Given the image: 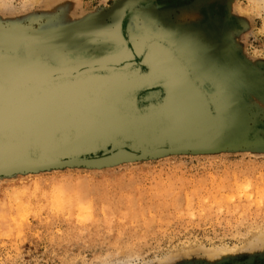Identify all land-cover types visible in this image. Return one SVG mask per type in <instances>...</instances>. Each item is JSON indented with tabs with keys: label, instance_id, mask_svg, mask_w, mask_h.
<instances>
[{
	"label": "rangeland",
	"instance_id": "obj_1",
	"mask_svg": "<svg viewBox=\"0 0 264 264\" xmlns=\"http://www.w3.org/2000/svg\"><path fill=\"white\" fill-rule=\"evenodd\" d=\"M152 40L206 95L213 129L147 153L129 139L77 159L0 160V264H264V0H0L13 86L140 62ZM163 97L136 90L142 107Z\"/></svg>",
	"mask_w": 264,
	"mask_h": 264
},
{
	"label": "water",
	"instance_id": "obj_2",
	"mask_svg": "<svg viewBox=\"0 0 264 264\" xmlns=\"http://www.w3.org/2000/svg\"><path fill=\"white\" fill-rule=\"evenodd\" d=\"M116 70L101 74L92 71L87 75H75L66 79L52 78L19 86L12 84L7 91L0 89V160L14 159L18 152L22 153L20 156H25V159H77L83 154L102 151L107 148L109 141H121L122 138L115 135L80 139L82 124L77 118L79 105L75 103L79 98L76 91L100 85L108 88L106 98H102L98 103L93 102L90 106V102H87L85 108L90 114L96 115V118L102 117L101 113L104 111L117 108L121 89L112 84L117 83L120 78L136 77L137 72ZM175 74L177 86L184 89L182 93L177 92L182 110L181 114L175 115L171 121L165 119L163 126L170 125L172 128L174 126L179 133H182L181 131L186 127L187 134L178 138V141L197 134H206L215 125L208 98L191 80V75L187 71H175ZM183 83L192 88V91L188 92L183 87ZM23 85L25 86L22 87ZM138 88L137 85L131 86L134 95L136 89L146 87ZM65 93L73 94L72 103H67L68 99L63 101ZM185 107L187 111L183 110ZM143 117H146L144 112L132 115L121 114L118 121L121 124L122 134H141L140 130L153 133V120L148 118L143 120ZM99 141L103 144L98 143Z\"/></svg>",
	"mask_w": 264,
	"mask_h": 264
},
{
	"label": "bare ground",
	"instance_id": "obj_3",
	"mask_svg": "<svg viewBox=\"0 0 264 264\" xmlns=\"http://www.w3.org/2000/svg\"><path fill=\"white\" fill-rule=\"evenodd\" d=\"M99 63L97 65L94 64L91 67H85V68L83 67V68L77 69V70L72 69L71 72L68 73V75H66L65 73H63L61 75L55 73L56 75L51 77L54 79H56V78L57 79H59V78L66 79L67 77L75 76V75H84V74L87 75L88 73H90L92 71H112V70H116V69H117L116 71H136L137 72L136 77H133V78H127L126 77L127 79L126 78L125 79L120 78V80H117V83L112 84V85L120 87V89H121V91H120L121 95L119 96L118 103L116 104L118 110L116 107H114L116 109L113 108L112 110L104 111L101 113L102 117L96 118V115L90 114V112H88V109L85 108L86 107L85 105L87 102H90L89 106L93 102H95V103L101 102L102 98H104L108 94L107 93L108 88L102 87L100 85H93L90 88L89 87L88 88H81L78 91H76V94H78V96H79V98L75 100V103L77 105H79V110L77 111V118H78L79 123L82 124L81 125V130H82L81 132L82 133L80 134V139H86L88 137L90 138V137H94V136L115 135L117 137L119 136L120 138H122V141H127L129 139H130V141H132V144L130 143L128 145V149L130 152L147 153L148 151H153L155 149V145L159 144L162 139H165V141H168V145L171 147V145L174 146L175 144L178 143L177 142L178 138H180L181 136H185L187 134L188 131H185L186 127H184V129L181 131L182 133H179V131H176L177 129L174 126H173V128L169 129L170 134L169 133L163 134L161 132L162 129L158 128V127L154 128L153 133L152 132L145 133L142 130H140V132L142 134L141 138L136 137L137 133L136 134L135 133H125V135H123L121 132L122 130L120 131L121 124H119L118 120H119V116L123 113H124V115H127V114L132 115L134 113H139V112L144 111L141 109H145L146 110V114H145L146 117H143V120L148 118L149 120L152 121L155 118V120L157 121L156 124H163L165 119L167 121H171L175 115L179 116L181 114L182 108L180 107V101L178 100L177 92L180 91V93H182L184 91V89L179 88L177 86L178 85L177 80H176L177 75L175 74V71H187V70L184 68L183 62L180 60L177 53L174 51V49H172L169 45H167V43L165 44L161 40L150 41L148 43L147 47L143 51V59L140 60V62H131L128 59H123L122 61L109 60L107 62L102 61ZM10 71H11V69L8 68L6 63L3 61H0V79H2V81H0V89H3L5 91L9 90L12 87V81L13 82L16 81L18 76H19V75L16 76V75L10 73ZM63 71H70V70H63ZM75 71H78V72H75ZM172 71H174V73H172ZM189 72H190V70H189ZM154 84L163 88L164 97H163L162 101L164 102V105H158L159 109H153L152 107H154V106H143V107L139 106V105L136 106V104L138 103V99L136 98V95H134L135 94L134 91H131L132 90L131 86L135 87V85H137V87H139V88H142V87L148 88L147 86L151 87V85H154ZM24 86L25 85H23L22 87H24ZM72 96H73V94H71V93H67V94L65 93V96L62 99L64 102H65V100L68 99L67 103H72V101H71ZM186 108L187 107L183 108V110L187 111ZM46 111L47 110H44V112H46ZM162 115H163V117H162ZM128 134H133V135H132V137H128ZM161 145H163V144H161ZM20 154H22V153H20V152L16 153L14 159L12 158L9 160H1V161L13 163V162L19 161L20 159L26 158L25 156H20ZM139 156H141V155H139ZM135 159H137V157ZM81 162H82V160H81ZM64 163H66V165H68V164L78 163V161H70V162H64ZM54 166L57 167L59 165H54ZM36 167L39 170L46 168V167H43V164H38V165H36ZM10 168H12V167H10ZM28 169H32V168H28ZM57 188H55V189H57ZM66 189L67 188L63 189V192ZM52 190H54V189L52 188ZM58 190H59V188H58ZM67 190H69V189H67ZM72 190H71V192H73ZM53 192L56 193L55 191H53ZM59 192H61V190H59ZM59 192H57L58 196H60ZM23 193L24 192H22L21 194H23ZM45 193H47V192H45ZM54 193L52 195H56V196H53V197H58L57 194H54ZM18 194H20V193H18ZM68 194L70 195V193H68ZM69 195H67V196H69ZM67 196L65 198H67ZM74 196H72V197H74ZM81 196H82V194H81ZM17 197H18V195L16 196L15 199L19 200V198H17ZM78 197L80 198V200L82 199L80 196H78ZM122 197H124V196H122ZM44 198H45V196H44ZM51 198H52V196H51ZM74 198H73V201H74ZM54 199L55 198H53L51 200H54ZM69 199H72V198H69ZM132 199H133V197H132ZM58 200H60V199H58ZM118 200H120V199H118ZM73 201H71V202H73ZM21 202H23V201H21ZM67 202H68V198H67ZM69 202H70V200H69ZM69 202H68V204H69ZM122 202H123V200H122ZM46 203L49 204V202H47V201H46ZM53 205L55 206V204H53ZM57 205L58 204H56V206ZM62 205L64 206V204H62ZM76 205H77L76 207H78V206L82 207L83 206V205L81 206L78 204H76ZM59 206H60V204H59ZM66 206H67V204H66ZM72 206H73V204H72ZM87 206L89 207V204H87ZM49 207H51V205ZM90 207L88 209L89 211L91 209ZM54 208L56 209V207H54ZM59 208H61V207H59ZM63 208H65V207H63ZM42 209H43V207H42ZM61 209H59V210H61ZM68 209H70V208H68ZM81 209H83V208H81ZM56 211H57V209H56ZM67 212H69V211H67ZM93 212L95 213V210ZM123 212H122V214H123ZM63 214H64V212H63ZM2 216H3V214H2ZM90 216H92V215L90 214ZM90 216H89V218H90ZM85 217H87V216H85ZM120 219H122V218H119V220ZM95 220H96V218L94 219V221ZM92 221H93V219L91 220V222ZM261 240H263V239H260L259 241L261 242ZM256 243L257 242H255L254 244L251 243L252 245L249 247L257 246L258 244H256ZM260 246L261 245H259V247ZM223 249L226 250L229 248L225 249L223 247ZM252 249L250 248V250H252ZM221 252H222V249H221Z\"/></svg>",
	"mask_w": 264,
	"mask_h": 264
}]
</instances>
